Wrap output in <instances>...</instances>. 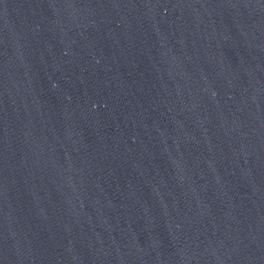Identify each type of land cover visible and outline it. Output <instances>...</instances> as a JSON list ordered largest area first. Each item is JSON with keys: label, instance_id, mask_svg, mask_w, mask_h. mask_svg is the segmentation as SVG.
Listing matches in <instances>:
<instances>
[{"label": "water", "instance_id": "95a60500", "mask_svg": "<svg viewBox=\"0 0 264 264\" xmlns=\"http://www.w3.org/2000/svg\"><path fill=\"white\" fill-rule=\"evenodd\" d=\"M0 264H264V0H0Z\"/></svg>", "mask_w": 264, "mask_h": 264}]
</instances>
